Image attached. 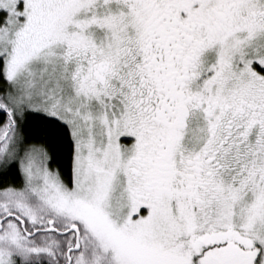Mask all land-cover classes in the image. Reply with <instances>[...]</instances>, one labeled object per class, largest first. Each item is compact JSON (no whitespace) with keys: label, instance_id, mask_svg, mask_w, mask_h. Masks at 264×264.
Listing matches in <instances>:
<instances>
[{"label":"snow or ice","instance_id":"6c2138e0","mask_svg":"<svg viewBox=\"0 0 264 264\" xmlns=\"http://www.w3.org/2000/svg\"><path fill=\"white\" fill-rule=\"evenodd\" d=\"M0 264H264V0H0Z\"/></svg>","mask_w":264,"mask_h":264}]
</instances>
